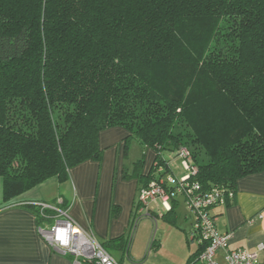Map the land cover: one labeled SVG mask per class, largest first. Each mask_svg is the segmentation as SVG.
Returning a JSON list of instances; mask_svg holds the SVG:
<instances>
[{
	"label": "trees",
	"instance_id": "trees-1",
	"mask_svg": "<svg viewBox=\"0 0 264 264\" xmlns=\"http://www.w3.org/2000/svg\"><path fill=\"white\" fill-rule=\"evenodd\" d=\"M116 126L124 152L143 148L142 186L176 175L181 147L205 190L264 170V0H0L3 200L100 161L99 133Z\"/></svg>",
	"mask_w": 264,
	"mask_h": 264
},
{
	"label": "crops",
	"instance_id": "crops-1",
	"mask_svg": "<svg viewBox=\"0 0 264 264\" xmlns=\"http://www.w3.org/2000/svg\"><path fill=\"white\" fill-rule=\"evenodd\" d=\"M126 135L127 131L122 127L102 130L99 133V146L103 150L100 161L85 160L68 170L65 181L50 177L8 201L3 200L0 177V264H74L70 256L40 235V220L31 206H38V201L64 200L68 216L106 245L115 238L128 236L142 182L133 174L136 160L132 166L124 162L123 139ZM154 155L152 149L145 151L143 174L151 168ZM169 160L175 174L180 175L179 159L170 157ZM173 204L176 212L178 195L172 199ZM151 210L158 213L161 209L152 206ZM210 213L215 217L217 230L230 234L228 248L256 250L259 243H264V170L240 177L233 198L212 207ZM49 220L45 219L44 224L50 223ZM192 230L193 222L189 237L196 241V248L188 254L184 264L199 249ZM223 257L224 250L219 249L215 258L222 263ZM258 257L264 264V250L259 251ZM115 259L121 263L120 259Z\"/></svg>",
	"mask_w": 264,
	"mask_h": 264
},
{
	"label": "built area",
	"instance_id": "built-area-1",
	"mask_svg": "<svg viewBox=\"0 0 264 264\" xmlns=\"http://www.w3.org/2000/svg\"><path fill=\"white\" fill-rule=\"evenodd\" d=\"M176 157L182 167L180 175L167 173L157 179H150L146 185L138 189L135 214L129 227L126 250L130 246V234L137 220L143 215H150L152 206L163 211L171 209L172 199L178 194H182L189 209L194 214L193 236L201 245V250L195 258L186 264H261L258 256L259 251L264 250V243H259L256 250H248L242 247L228 248L230 234L220 233L217 230L215 217L210 213L212 207L223 205L232 199L234 192L222 187L202 189L198 182L189 180L190 175L197 170L191 162L189 151L185 147H181L177 151ZM163 170L162 166H157V175ZM36 204L40 207L41 214L44 209H51L55 212V215L50 217V223L44 224L45 219L40 220L38 226L40 235L63 254L70 256L74 264H105V258H107L106 264H121L95 237L92 231L83 229L68 216L66 209L60 206L61 199L54 203L38 201ZM61 228L69 230L71 237L69 247L61 248L54 239L56 231ZM219 249L224 250L222 263H219L215 258Z\"/></svg>",
	"mask_w": 264,
	"mask_h": 264
},
{
	"label": "rangeland",
	"instance_id": "rangeland-1",
	"mask_svg": "<svg viewBox=\"0 0 264 264\" xmlns=\"http://www.w3.org/2000/svg\"><path fill=\"white\" fill-rule=\"evenodd\" d=\"M142 149L137 140L130 138L126 144L125 164L132 166L142 156ZM162 213L160 210L155 216L143 215L137 220L127 252L128 236L107 243L109 252L120 259L121 264H184L188 254L196 248V241L189 237L194 214L182 194L178 195L173 221Z\"/></svg>",
	"mask_w": 264,
	"mask_h": 264
},
{
	"label": "clouds",
	"instance_id": "clouds-1",
	"mask_svg": "<svg viewBox=\"0 0 264 264\" xmlns=\"http://www.w3.org/2000/svg\"><path fill=\"white\" fill-rule=\"evenodd\" d=\"M55 241L58 242L59 246L61 248L69 247L71 237L69 236V230L67 228H61L56 231ZM107 258H105V264H106Z\"/></svg>",
	"mask_w": 264,
	"mask_h": 264
}]
</instances>
